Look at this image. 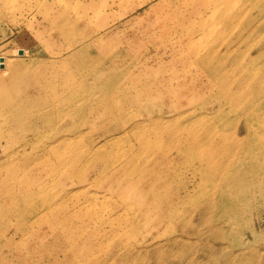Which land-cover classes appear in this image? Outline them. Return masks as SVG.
Instances as JSON below:
<instances>
[{"label":"rangeland","instance_id":"374dc122","mask_svg":"<svg viewBox=\"0 0 264 264\" xmlns=\"http://www.w3.org/2000/svg\"><path fill=\"white\" fill-rule=\"evenodd\" d=\"M255 16L257 22L252 19ZM221 19H226L225 24ZM254 22L257 30H247ZM263 31L264 0H0V72L20 64L48 77L30 82L36 84L38 91L32 96L40 104L23 105L40 114L48 111L38 122L42 131L28 134L23 146L17 144V140L24 142L21 135H13L16 158L23 160L21 164L31 159L20 170L21 165L6 158L9 150L2 147H7V131L0 127V178L16 172L14 179L0 180V190L24 182L17 193L0 191V203L19 214L0 212L8 220L7 229L0 228V264H264V230L259 233L256 229L257 238L248 231L264 216V196L246 192L252 199L247 207L254 210L242 216H236L228 203L242 201L244 192L238 193L233 179L253 161L244 127L256 122L239 116L248 107V98L234 102L237 107L222 102L205 109L201 104L209 99L211 105L219 93L211 74L219 55L232 56L250 43H264ZM81 44L86 50L73 55ZM199 50L201 54H197ZM95 74L117 81L121 98L123 91L131 90L133 103L123 113L115 110L109 114L114 118L98 120L100 113H106L104 88L108 82L89 90L80 81ZM230 74L235 76L237 71ZM247 87L242 91H249ZM259 100L264 105V96ZM67 107L72 112L62 116ZM180 111L184 114L178 118ZM198 112L208 113L199 117L200 123L215 127L210 130V144H201L196 150H175L168 162L162 156L173 153L170 141L144 150L134 133H122L123 125L130 121H146L150 116L179 123ZM259 114L264 115V107ZM6 116L0 115L2 125L10 124ZM107 129L114 133L103 135ZM63 133L67 134L63 138L79 145L91 138L103 142L98 153L110 157L111 163L107 169L100 168L102 183L81 178L91 170V151L81 148L69 163L75 172L50 171V163L67 153L68 146L63 152L64 145L57 151L51 147L58 143L55 136ZM155 137L151 139L159 136ZM257 148L260 159L264 143ZM132 155L128 172L122 173ZM154 170L157 173L149 176ZM132 171L136 179L131 184L126 177ZM29 172L39 173L41 181L22 180ZM110 172L121 183L108 190L109 177L104 179ZM125 188L129 196L121 195ZM144 189L152 192L148 198L139 194ZM161 200H167L170 207L157 208ZM208 200L210 209L206 210L202 205ZM168 213L178 220H169ZM65 214L68 219L62 223ZM23 221H31L32 235L17 233L11 238L13 229L24 225ZM88 236L91 241L83 245ZM70 242L76 243L71 252ZM87 252L90 255L85 259Z\"/></svg>","mask_w":264,"mask_h":264},{"label":"bare ground","instance_id":"6f19581e","mask_svg":"<svg viewBox=\"0 0 264 264\" xmlns=\"http://www.w3.org/2000/svg\"><path fill=\"white\" fill-rule=\"evenodd\" d=\"M148 1V0H147ZM150 1V0H149ZM256 2V1H255ZM198 12V11H197ZM196 12V13H197ZM252 19H255V22H257L258 18L255 16ZM226 19H221V23L225 24ZM255 22L253 24L247 25V30L254 29L257 30V27H255ZM105 30V29H104ZM246 30V31H247ZM259 33L261 32L258 30ZM264 32V31H263ZM192 44V43H191ZM81 44L77 50V48L72 52L73 55L77 54V51L86 50V45ZM176 45V44H175ZM179 45H176L175 47L177 48ZM245 46V45H244ZM260 47V48H259ZM256 49V51H255ZM253 50V51H252ZM204 52V51H203ZM197 54H201L200 50L197 51ZM212 56V54H210ZM215 55V54H214ZM213 55V56H214ZM217 55V54H216ZM200 56V55H199ZM206 58L207 55H205ZM220 60L218 63V66H214L211 68V74L213 77V84L216 85L217 89L219 88V93H217L214 97V102L210 105V101L208 100H203L201 102L202 106L205 109H210V107H213L215 104L219 103L218 106L221 105L222 102L228 103L229 106L231 107H237L238 103H234L239 101L238 99L242 98H248L247 102L248 107H246L244 112H240L239 116L243 117L247 121L253 120L256 122V125L254 126H247L244 127V132H245V137L246 139L249 140L250 144L252 145V150H251V157L253 158V161L250 162L248 165H245V167L241 168V171L239 172L238 175L234 176V179L236 181V187L239 192H244V195L241 197L242 201L240 200H235L231 199L228 201V203L232 206L233 213L236 216H242L245 215L247 212H250L251 210H254L250 207H247L250 204L251 199V194L246 196V192H251L252 194H257L261 197L264 196V151L260 154V159H257V152L258 148L255 149V147L259 143H264V115L260 117L259 111L261 108L264 107L261 99L264 96V43H250L246 45L243 49V51L237 52L234 55H228L226 53H222L219 55ZM203 57V56H202ZM200 58V57H199ZM204 61V60H203ZM207 61V60H206ZM202 62V60H201ZM205 62V61H204ZM203 63V62H202ZM240 65L239 69H232V66ZM204 66V65H203ZM205 67V66H204ZM235 68V67H234ZM234 70L237 71V74L235 76H232L230 72ZM208 71V70H207ZM212 77H210L212 79ZM58 77H55L54 80H57ZM42 79V81L47 80L48 77L44 78L40 72L32 71L27 65H20V64H15L13 68H9L5 73L0 72V115L3 113H7L6 118L10 121V124H4L2 125L0 123V127L3 126V129H5L7 132L6 136H4V142L5 146L7 147H2L8 148L9 153L6 155V158L8 160L15 161L17 164L21 165L18 170L21 169L22 166H25V164H28V161L31 159H26L22 164L19 159H17V151L14 149L16 142H20L17 140L16 142L13 141V135L14 134H19L21 135L20 139L24 140V142H20L17 144L20 146H23L25 142L27 141V135L29 134H35L38 132H41V126L38 123L41 117L45 116L47 112L43 111L41 114V111H35L33 108H28L24 107L25 105H30V104H40L37 99L33 98V93L37 92L38 90L36 89V84H30V82L35 81L36 83ZM38 80V81H36ZM82 85L81 87L83 89H89L91 90L95 86L101 87V84H107L105 81L108 82V85L104 88L107 89L105 94L107 95L105 102V107L104 110L106 109V113L104 111L99 114L98 120L102 121L103 119H111L114 118L112 114L115 110H119L120 113H123L125 111V107L127 104H132L133 103V95L131 93L130 89H127L125 92L123 91L122 98L120 97V94L118 91H116V87H119V83L113 79L109 80V78H105L104 76H101L99 74H95L92 79H81ZM110 81V82H109ZM34 82V83H35ZM40 83V82H39ZM110 83V84H109ZM158 83V82H157ZM22 84V85H19ZM46 84V83H45ZM236 85L234 88H230L229 85ZM138 85V84H137ZM20 87H24L25 91H22ZM140 85H138L139 88ZM160 86V85H159ZM245 86H248L246 91H242L246 88ZM141 87V86H140ZM152 87H154L152 85ZM131 88H134L133 86ZM158 88V87H157ZM161 88V87H160ZM159 89V88H158ZM129 91V94H126ZM143 90L140 89V92ZM162 91V90H161ZM150 91H146L148 93ZM138 94V93H137ZM149 99V98H148ZM35 100V101H34ZM37 100V102H36ZM144 100V99H143ZM225 100V101H224ZM43 101V100H41ZM40 101V102H41ZM156 101V100H155ZM148 102V101H147ZM168 102V101H167ZM110 103V104H109ZM115 103V105H114ZM170 104V103H169ZM24 105V106H23ZM36 106V105H35ZM71 106V105H68ZM138 106V105H137ZM191 106V105H190ZM245 105H243L244 107ZM141 108V107H140ZM151 108V106L149 107ZM147 108V109H149ZM189 108V107H186ZM15 109V110H13ZM77 108H75L76 110ZM155 109V107H154ZM174 109V108H173ZM178 111V110H177ZM188 111V109L186 110ZM70 107L67 109L63 110L62 116L67 115L71 113ZM153 112V111H152ZM184 112V111H182ZM182 112L176 113L177 116L182 114ZM190 114H194V110L190 111ZM175 113V111H174ZM206 113V112H205ZM104 114V116H103ZM154 114V113H153ZM197 114V113H196ZM171 115V114H170ZM208 115L204 114V112L200 113L198 112V115H194L192 119L187 120L186 122H181L178 121L179 123H176L175 120H162L163 118H152L148 117V120L143 121V120H138L134 121L130 124L123 125V130L122 133L123 135H126L128 133H134V137L137 141L138 144H140V147L145 150V148L150 149L153 147L158 146V144L162 141H170L172 148H173V153H165L162 156L163 162L166 161L168 162L169 160L173 159L176 155V151L180 152L183 150H196L201 146V144L206 143L207 145L210 144V130L215 129V127L210 126V123L202 124L200 123V116H205ZM178 116V118H179ZM143 117V116H142ZM176 118V117H175ZM185 118V117H183ZM97 120V121H98ZM200 120V121H199ZM173 121V122H172ZM91 126V124H89ZM172 126L169 130H166V126ZM104 127V124L102 125ZM70 128L68 127L67 130ZM115 129H118L117 127ZM106 134H103L105 136L112 135L114 132V129H107ZM121 131V130H120ZM158 135V139H151V137H155ZM64 136H67V134H59L55 136V140H58V143L55 145H52L51 147L55 148L54 150L57 151V149L60 150V147L64 145V149L61 152L65 151L67 148V153L64 154L62 157L59 158V160L55 162H51L49 165L50 171H61V172H68V173H73L76 171L75 167L73 169V166H69V163L71 161V158L76 154V150L78 148H81L83 151H91V160H90V168L91 170L84 172L83 178L84 180L90 181L94 179V182H101L100 179H102L103 173H101L100 168H108L110 162V157L109 158H104L103 154L98 153L103 145V142H98L99 140H94L91 138V140L87 141L86 144L84 145H79V143L76 140H72L70 138H63ZM122 136V135H121ZM112 138V137H111ZM156 138V137H155ZM61 139V140H59ZM184 139V140H183ZM64 143V144H63ZM68 146V147H66ZM15 147V148H13ZM57 147V148H56ZM66 147V148H65ZM53 150V151H54ZM176 150V151H175ZM15 151V152H13ZM8 152V151H7ZM83 153V152H82ZM80 154V156L82 155ZM134 155H132L129 159L126 160V163H124V167L121 169L122 173H126V171L130 168V162L133 161ZM84 168V165L81 166L82 171ZM139 169V168H138ZM138 169H134V171H138ZM198 173L200 171L199 168H197ZM128 172V171H127ZM144 172V171H143ZM157 173V171H153L149 174L151 176L152 174ZM16 172L11 171L6 173L4 177L0 180H12L16 176ZM130 173V172H129ZM142 173V172H140ZM149 173V172H148ZM147 173V174H148ZM39 173L35 174L33 172H29L25 174L24 176H21L22 180H25L27 182H35L41 178V176L38 175ZM70 174V175H71ZM136 175H134L133 171L132 174L129 175L127 178L128 183H131L134 181ZM105 177H109L108 185L106 189H111L114 186L119 187L120 186V180L118 177L114 176L113 173L110 172V174L106 175ZM132 177H134L132 179ZM34 178V179H33ZM41 181V180H39ZM228 181V180H226ZM24 183L23 181H19L17 183H13L12 186L10 187H5V189H1L0 191H5L8 195L11 193H17L18 188L20 183ZM102 183V182H101ZM15 184V185H14ZM3 185V184H2ZM130 185V184H129ZM99 186V185H98ZM96 187V186H95ZM127 187V186H126ZM158 186H156L157 188ZM152 189H154L152 187ZM121 191H124L121 195L122 196H129L130 192L126 191L125 189H121ZM33 193V192H31ZM152 192L150 189H144L142 190L139 194L142 198L146 197L148 198L149 195ZM50 203H52L50 201ZM174 203V201H173ZM36 204V202H35ZM157 205V204H156ZM145 206V205H144ZM160 206V208L170 207L168 201H159L157 208ZM175 206V204H174ZM126 210H129L130 207L125 206ZM205 208L206 210L210 209V201L208 200L207 202H204L202 205V208ZM153 208V207H152ZM172 208V207H171ZM168 209V208H167ZM201 209V208H200ZM256 210V208H255ZM0 212H7V214H12L19 216L15 212V210L12 209L11 206H6L5 203H0ZM201 212L199 211V214ZM33 214V208L30 210V215ZM201 215V214H200ZM199 215V218L201 219ZM36 217V216H35ZM168 219H174L176 217H172L170 213H168ZM208 221L210 220V216L206 217ZM34 219V218H33ZM67 215L62 216V223L67 221ZM160 219H163L160 218ZM178 220V219H177ZM176 220V221H177ZM82 221V220H81ZM31 222V221H30ZM30 222L23 221L22 224L24 225H17L13 231L11 232V238L12 235L17 234V233H22L23 235H32L31 233L33 232L32 225L29 227ZM7 223L8 220H5L4 214L0 216V228L6 230L7 229ZM52 223L48 224V226H51ZM264 224V216H259L256 220V223L252 226H249V232L252 234L254 238H257L256 236H259L258 232L256 229H260L259 233H261L264 229H262V225ZM84 225V224H83ZM264 226V225H263ZM23 227V228H22ZM240 228V227H239ZM23 229V230H22ZM80 229V228H79ZM245 230V227H241V230ZM36 231V230H35ZM40 231V230H39ZM31 232V233H30ZM60 232V231H58ZM57 232V235H60V233ZM29 233V234H28ZM123 233L126 235V232L123 231ZM35 234V232H34ZM39 234V233H38ZM36 234L37 237L39 235ZM55 234V232H53ZM62 234V232H61ZM56 235V234H55ZM52 236V235H51ZM23 237V236H22ZM25 237V236H24ZM243 237V236H242ZM245 237V236H244ZM41 239H44L43 237ZM72 241H74V238L72 237ZM92 237H86L83 241V245L85 243H88L91 241ZM24 243H27L28 241L26 238L23 239ZM176 242V240H173ZM246 241V239H245ZM98 245L102 246V242H98ZM75 245L76 243H68V248L69 251L75 250ZM87 246V245H85ZM83 251L80 250V253ZM130 252L127 253L125 256L128 258L130 256ZM89 253L87 252L85 255V259L89 258ZM4 259V258H3ZM57 259V258H55Z\"/></svg>","mask_w":264,"mask_h":264}]
</instances>
